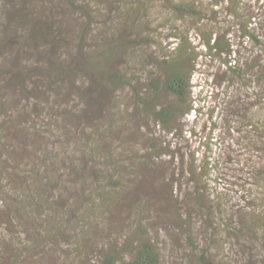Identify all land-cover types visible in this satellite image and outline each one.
Masks as SVG:
<instances>
[{"label":"rangeland","instance_id":"obj_1","mask_svg":"<svg viewBox=\"0 0 264 264\" xmlns=\"http://www.w3.org/2000/svg\"><path fill=\"white\" fill-rule=\"evenodd\" d=\"M179 1L188 5L193 0ZM194 1H198L199 18L176 9L171 0L92 2L91 7L98 11L97 19L106 26L100 32L96 29L98 24L88 29L85 48L99 57L100 50L118 46L112 50L110 66L126 74L134 86L118 87L103 81L93 95L103 99L104 106H98L89 119L85 116L83 122L73 126L63 122L62 127L67 132L73 128L75 139L81 138L79 130L83 126L98 132L102 153L114 150L116 159H125L128 172L124 171L127 175L121 178L123 184L117 191L120 206L107 226L94 225L93 231L86 233L90 246L79 257L74 254L70 238L73 232L80 234V228L72 231L69 228L66 234L52 237H28L29 245L36 242L39 247L33 252L30 264H91L93 258L109 249L110 241L124 244L129 235L123 222L128 221L130 228L139 217L150 220L148 227L159 244L163 264H198L200 252L221 264H264V134L262 126L259 129L249 125L257 120L264 122V0H222L217 6L214 0ZM29 2L33 5L36 0ZM60 11L72 26L66 33L71 36L69 42L62 31L58 32L59 43L55 46L48 41L47 46L35 48V44L27 41L23 50L17 49L20 57L17 60L21 64L29 60L36 69L37 77L33 78L37 82L27 80V87L34 90L28 91L31 103L25 102L20 88L4 87L3 95L0 92V124L5 125L7 132L1 141L6 147V143L14 142L12 147L26 158V168L32 167L31 159L42 156L39 142L43 141H53L55 150L59 147L67 153L75 151L74 159L83 162V151L79 150L83 146L77 140L70 144L56 143V135L49 138L51 132L47 126L49 121L63 120L72 112H85L87 100L80 98L79 90L87 85L91 87L84 71L74 82L79 85L77 89L69 78L62 83L60 79L53 80L62 70H67L64 67L71 62L69 56L80 43L78 34L87 22L80 11L73 12L65 6ZM247 27L255 37L247 32ZM95 32L99 33L94 35ZM211 33L214 42L217 39L228 44L221 53H216L219 49L211 52L205 44L206 36ZM181 36L189 38L194 49L191 92L184 105L175 97L154 91L157 104L181 105L172 124L164 129L144 109L136 93L148 90L149 80L160 71L157 63L174 53ZM25 49L28 52L33 49V54H25ZM1 54L0 66L9 62L10 68L19 71L14 64L15 53L10 54L7 48ZM238 69L244 72L243 77L235 72ZM22 70L25 77L24 73L29 71ZM45 98L49 99L48 107L53 112L42 116L31 104L44 102ZM187 109L190 111L185 114ZM116 110L124 118L116 119L113 113ZM24 123L19 130V125ZM34 125L39 131L34 143L36 154L25 140L26 135L34 133ZM45 160L37 161V168L42 169ZM43 171L46 172L45 168ZM69 178L66 184H72L76 175ZM83 178L78 184L89 188ZM119 178L118 172L111 171L104 175L103 181H119ZM103 185L108 189L117 186L107 182ZM37 186L41 194H55L46 183ZM62 189L59 197L43 196L46 201L43 211L37 209L36 214L40 213L47 224L60 223L61 219L65 222L81 213V208H76L82 199L80 190L77 194L70 190L61 192ZM51 200L59 209L57 215L48 207ZM217 201L222 205L218 206ZM18 211L14 204L0 202V249L15 246L9 238L12 231L20 232L22 227L32 226L34 219L17 215ZM124 214L126 218L122 217ZM258 218L257 227H248L247 223ZM9 223L11 230L6 226ZM22 239L27 242L25 235Z\"/></svg>","mask_w":264,"mask_h":264},{"label":"trees","instance_id":"obj_2","mask_svg":"<svg viewBox=\"0 0 264 264\" xmlns=\"http://www.w3.org/2000/svg\"><path fill=\"white\" fill-rule=\"evenodd\" d=\"M84 1V4H77L75 0H36L35 4L31 5L29 0H0V57L2 55L1 53L8 48L10 54H16V56H14V64L19 68V71H14L10 68L9 62L8 64L0 66V92L2 95L3 91H1V89L4 87L20 88L22 97L26 100L25 102L28 103V101L31 100L28 96V91L33 93L34 90L27 87V80L30 78L32 82H37V80L33 78L37 77L36 69L33 67V63L28 62L29 60L27 61L28 63L23 60L22 64L21 61L19 62L17 60L20 58L18 57L19 51H17V49L23 50L24 47L27 46V41L32 43V45L35 44V48L40 45L47 46L48 43L46 42L48 41L55 46V43H59L58 32L62 31L63 36L66 37L69 42L71 36H67L66 33L71 31L72 26H70L69 21L67 22L68 18L64 16L65 13L60 11V7L62 6L73 9V12H75V10L80 11L86 17L87 22L83 25V29L78 34L80 43L77 45L76 50L71 56H69L71 62L64 67L67 70H62L60 76H54L53 80L60 79V83H62L64 79L69 78L72 87L74 86L77 89L79 88V85L74 82L78 76L83 73L82 71H84L87 73L85 75L89 77L88 80L91 85V87L87 85L84 90L83 88L79 90L80 98H85L87 100V108L85 109V112H83V110L82 112H72L71 114L66 115L63 120H57L56 122L49 121L47 125L49 132H51L49 138L56 135V143L61 144V142H65L70 144L77 140L83 146L82 148H79L80 153L83 151V154L81 153V157L83 158L81 159L83 162H78L74 159V156H76L75 151H72L73 153L71 154L70 152L67 153V150H59V147L55 150L53 141H43L39 142L41 144L42 156L36 158V160L31 159L32 167L26 168L24 166L26 158L25 156H20L21 154H18V152L15 151L16 148L12 147L14 142L11 144L6 143V147L4 142L1 141V139L4 140L3 134L7 132L5 125L0 124V202H5L6 204L12 203L14 204V207H17L19 210L17 215H23V217L27 216L30 219H34L32 226L22 227L20 232H11L9 238L15 246L13 248L0 249V264H30L33 252L39 247L36 242L29 245L28 237H33L35 235L52 237L57 234H66L69 228L70 231L77 228H80L81 230L78 235L73 232V238H70L73 244L74 254L79 257V255L81 256L83 251H86L90 246L86 233H91L94 225L107 226L114 218V215L116 214L114 212H116L120 206V200L117 198V191L119 192L123 184L121 183V178H124L127 175L124 171L128 172L126 164H124L125 159H116L114 150L102 153V146L99 142L100 138L98 132L89 128H84L83 126V128L80 129L81 131L79 130L82 135L81 138L75 139L76 134L73 128L72 130L74 131L72 133V130L67 132V130L64 131V127H62L63 122H70L72 126L76 122H83L84 119L82 118H85L86 116V119H89L95 114L93 112L98 106L99 108L104 106L105 101H103V99L100 100L96 95H93V92L101 88L103 81H106L111 85H119L118 87H123L125 85L134 86L128 78H126V74L119 71L117 67L110 66V62L113 61L112 57L114 55L112 50L119 48L118 46H112L109 49L100 50L99 57L93 52L87 51L85 48L88 40V29L94 24H98L96 29L100 32L106 25H104L101 20L97 19V8L91 7L92 2L94 3L95 0ZM221 1L222 0H214L213 3L217 6L220 5ZM176 2L179 3L176 4ZM184 2L186 1L171 0V5L176 9L186 11L191 17H201L200 10L198 9V1L193 0L188 3V5H185ZM123 4L125 5L126 3L124 2ZM173 14L176 15L177 12H174L173 10ZM247 29V32L250 35H253L248 27ZM99 32H95L94 35H97ZM212 35L213 34L211 33L206 36L205 44L209 47L211 52H215L214 50L219 49L216 53H221L220 50L226 48L228 44L221 42V40L217 41V39H215L216 41L214 42ZM253 36L255 37V35ZM181 37L182 40L175 48L174 53L170 57L163 58L157 63L160 71L156 72L155 76L149 80V91H146L145 89L144 92L140 91V94L138 92L139 90H137L136 93L137 96H139L144 109L151 112L154 120L164 129L169 128L172 124L175 114L180 109L181 105L175 106L172 103L157 104V95L154 94V91L175 97L184 105L188 103L191 92V77L193 73L191 67L193 65L192 59L195 58L193 52L194 49L189 38L186 36ZM25 50V54L30 55L31 52L33 54V49L29 52L27 49ZM198 55L199 54L196 53V59ZM89 63H93L94 65H89ZM30 66L33 69H28ZM21 68L29 71L24 73L26 74L25 77L22 76L23 70ZM235 72L241 77L244 76V72L241 71V69H238ZM36 92L43 95V93L38 90H36ZM91 96L93 97L90 100L89 98ZM48 101L49 99L45 98L44 102L33 103L31 106L38 114L40 113L43 116V114L46 113L47 115L49 112H53L52 109H50L51 106L48 107ZM29 103H31V101ZM3 104L4 103H2V105ZM92 106H95V108L91 110ZM116 107L118 106L116 105ZM189 111L190 109H187L185 114ZM113 113L116 115V119L124 118V115L119 113L118 110ZM29 124L34 123L30 122ZM22 125H25V123L19 125V130H21L20 126ZM249 125L252 126V128L259 129L262 126L264 134V122L257 120L255 123H249ZM34 128L32 136L31 134L30 136L26 135L25 140L27 142L26 145H28L30 150L36 154L38 152L34 143L39 131L36 125H34ZM75 128H78V126ZM46 130H48L47 127ZM61 153L63 154L62 156ZM44 158L46 160L44 165L41 166L42 169L40 167L37 168L36 162L44 160ZM129 158L130 157H128V159ZM44 168L46 172L43 171ZM111 171L118 172L120 178L119 181L112 179H109L110 181L105 180L108 184L111 183V185H117L115 188L108 189V186L103 185L106 183L103 181V177L105 174H110ZM16 174H19L22 177ZM92 174L95 175V178L92 177ZM72 175H76L75 180H72V184H66L65 182L69 181V176ZM81 178H83L84 183L89 184V188L85 185L78 184L80 183L79 179ZM41 183H46V186H49V189L52 192L55 191V194L53 195L51 192H47V195L45 193L41 194L37 186ZM61 189V192H63V190L67 192L70 190L77 194L78 190H80V196L82 199L79 201L76 208H81V213L77 218L68 217L65 222L61 219L60 223L57 221H51L47 224L44 222L40 213L36 214L37 209H39V212L43 211L42 206L46 202L44 201L43 196L47 197L49 195L54 197L56 194L58 196ZM62 194L60 197H62ZM54 202L55 201L51 200L48 203V207L52 208L55 211L54 214L57 215L59 209L54 207ZM217 202L220 203L219 201ZM220 205L222 204L220 203L218 206ZM218 206L215 205L217 209H220ZM35 215H37L38 218L35 219ZM52 216L54 215L52 214L50 218ZM124 216L126 218L127 215H122V217ZM259 221L260 219L258 218L256 221L247 223V225L250 228L257 227L256 225ZM37 223H40L42 226L39 227ZM123 225L128 227L129 238L122 245H119L114 240L110 241L108 244L109 249L103 251L101 255H98L96 258H93L91 264H163V257L159 244L155 241L148 227L151 225L149 219L144 221L139 217L135 221V224L133 223L134 226H130V228L128 226V221H124ZM6 226L9 230L12 229V223H9V225L6 224ZM16 228L19 229L20 227L16 226ZM69 234L71 237V233ZM24 235L27 238V242H23L22 238ZM46 241L47 240L44 242ZM127 255H129L128 258L125 257ZM196 263L221 264L217 263L209 254L204 252L198 254Z\"/></svg>","mask_w":264,"mask_h":264}]
</instances>
